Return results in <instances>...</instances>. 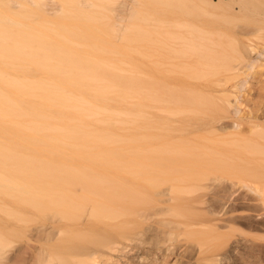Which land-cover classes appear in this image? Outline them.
<instances>
[{
	"label": "bare ground",
	"instance_id": "1",
	"mask_svg": "<svg viewBox=\"0 0 264 264\" xmlns=\"http://www.w3.org/2000/svg\"><path fill=\"white\" fill-rule=\"evenodd\" d=\"M260 1L0 0V264L30 237L45 242L37 264L109 262L161 196L184 221L169 235L202 262L264 242L249 207L264 208V118L244 119L229 85L263 53L242 22ZM211 180L229 194L222 210L244 192V230L221 211L194 224L186 196Z\"/></svg>",
	"mask_w": 264,
	"mask_h": 264
},
{
	"label": "rangeland",
	"instance_id": "2",
	"mask_svg": "<svg viewBox=\"0 0 264 264\" xmlns=\"http://www.w3.org/2000/svg\"><path fill=\"white\" fill-rule=\"evenodd\" d=\"M215 2H218V0H215ZM256 5H258L257 7L262 8V15L251 13L244 17L242 22L244 25H247L254 30V33L250 35V44H252L257 50L263 51V53L261 55H255L259 62L250 70L245 67L246 62L241 64L238 63V77L233 79L229 84L232 95L231 99L234 100L235 96H238L237 104L240 105L241 115L245 117L244 119L253 117V115L264 118V98H262L264 95V0H261ZM223 10L224 9H220L217 12L220 15H223ZM253 56L254 55H252V57ZM239 84H242L243 86L237 91V86ZM155 113L156 111H153V114ZM159 116L166 117L161 113ZM261 121H264V119ZM243 122H245V120ZM208 184H211V188L205 189L196 195L186 196V199L192 207V211L197 215L193 219L194 224H205V219L201 214L211 212L217 213L221 211L222 218L235 221L236 224H232L237 225L244 230V226L241 225V223L244 222L241 216L247 213L238 211L233 212L235 208L233 206L234 199L236 200L240 198L244 192L238 191L235 194V197H233L231 201H228L222 210V207L220 206L222 203L227 202L229 194L221 188L222 185L219 186V182L217 181L211 180ZM157 198L158 202L154 204L146 214H142L140 218L137 217L136 221L140 223V225L134 226V228L129 231L127 237L118 239V241L113 244L115 248L112 246L111 249H105V254L108 256L109 262L106 257L100 256L97 253L93 255V259H91V257L89 258V260H92H90V263L253 264V262H255V256H259L260 250L264 249L263 241L257 240L255 242L250 236H247V238L244 237L246 243L241 247L239 253L233 254L226 249L220 252L218 261L216 260L211 263L202 262L200 261L202 255L196 245L184 241V236H178L177 234L169 235L171 227H175L178 223H184V221L173 218L167 213L166 210L169 207V202H164V200L167 199L166 196ZM249 207L252 209L251 213L261 214L263 217L262 220L264 221V208L261 206L260 202L254 201ZM214 217L212 216V218ZM30 238L32 239L30 242L31 249L28 250L29 253L26 254L23 259L21 258L22 255H18V250L26 245L25 249L28 248L26 241L19 239L20 241H16L9 248V250H11L9 251L10 254L8 253L11 257L10 264H37L36 252L41 249L45 242L38 241L37 238ZM91 251L94 252L95 249L90 248L89 252ZM17 255L19 258H16ZM247 258L251 261H245L246 263H244L243 260ZM72 264L78 263L77 261H73Z\"/></svg>",
	"mask_w": 264,
	"mask_h": 264
}]
</instances>
